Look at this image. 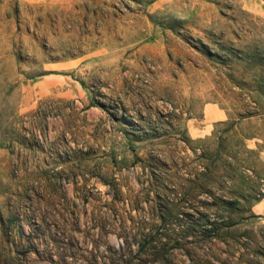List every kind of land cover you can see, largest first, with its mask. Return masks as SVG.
I'll return each mask as SVG.
<instances>
[{"label":"rangeland","instance_id":"rangeland-1","mask_svg":"<svg viewBox=\"0 0 264 264\" xmlns=\"http://www.w3.org/2000/svg\"><path fill=\"white\" fill-rule=\"evenodd\" d=\"M262 84L264 0H0V264H264Z\"/></svg>","mask_w":264,"mask_h":264},{"label":"crops","instance_id":"crops-1","mask_svg":"<svg viewBox=\"0 0 264 264\" xmlns=\"http://www.w3.org/2000/svg\"><path fill=\"white\" fill-rule=\"evenodd\" d=\"M229 117L228 113L218 107L217 105L214 104H208L205 105L203 108V123L204 124H210L214 122H222L227 120ZM205 134V133H204ZM202 134H197L195 136H201ZM258 158L264 162V151H261L258 153Z\"/></svg>","mask_w":264,"mask_h":264},{"label":"trees","instance_id":"trees-1","mask_svg":"<svg viewBox=\"0 0 264 264\" xmlns=\"http://www.w3.org/2000/svg\"><path fill=\"white\" fill-rule=\"evenodd\" d=\"M263 85V87H264V84H262ZM254 104H255V112L252 114V113H250V112H245L244 114H240L239 115V118H238V120H243V119H246V118H250V117H252V116H261V115H264V111H263V107H262V105L261 104H259V103H257V102H254ZM232 127H235L236 126V123L234 122V123H232V125H231ZM243 145H244V143H243ZM258 196H260V197H264V194H258Z\"/></svg>","mask_w":264,"mask_h":264}]
</instances>
